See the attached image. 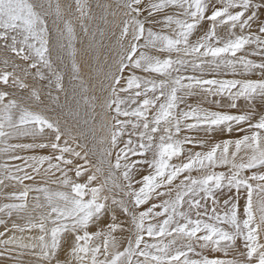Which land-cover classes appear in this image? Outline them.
Returning <instances> with one entry per match:
<instances>
[{"label": "snow or ice", "instance_id": "6c2138e0", "mask_svg": "<svg viewBox=\"0 0 264 264\" xmlns=\"http://www.w3.org/2000/svg\"><path fill=\"white\" fill-rule=\"evenodd\" d=\"M0 229V264H264V0H0Z\"/></svg>", "mask_w": 264, "mask_h": 264}, {"label": "rangeland", "instance_id": "374dc122", "mask_svg": "<svg viewBox=\"0 0 264 264\" xmlns=\"http://www.w3.org/2000/svg\"><path fill=\"white\" fill-rule=\"evenodd\" d=\"M222 78H232V77L228 76V77H222ZM220 110H224V111H233V112L235 111L234 109H228V108L226 107V104H225V107L222 108V109H220ZM225 138H227V136H223V137H219V136H217V137H214L215 140L225 139ZM0 230H2V229H0ZM205 254L208 255L209 258H225V257L223 256V253H219V252L206 251Z\"/></svg>", "mask_w": 264, "mask_h": 264}, {"label": "bare ground", "instance_id": "6f19581e", "mask_svg": "<svg viewBox=\"0 0 264 264\" xmlns=\"http://www.w3.org/2000/svg\"><path fill=\"white\" fill-rule=\"evenodd\" d=\"M196 102H197V100L195 98H192L189 100V103H196ZM205 106H207V105H205Z\"/></svg>", "mask_w": 264, "mask_h": 264}]
</instances>
